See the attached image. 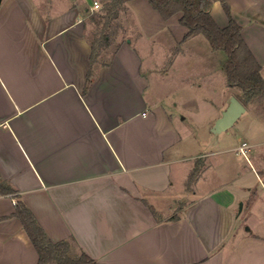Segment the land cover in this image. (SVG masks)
I'll use <instances>...</instances> for the list:
<instances>
[{
  "label": "crops",
  "instance_id": "0c3cea01",
  "mask_svg": "<svg viewBox=\"0 0 264 264\" xmlns=\"http://www.w3.org/2000/svg\"><path fill=\"white\" fill-rule=\"evenodd\" d=\"M95 1L106 0H0V180L14 189L0 191V264L39 260L14 215L17 195L52 241L73 238L100 263L264 264V153L244 140V156V141L226 137L201 150L197 112L213 110L212 132L233 96L212 97L223 59L186 57L200 34L184 39L181 13L165 19L148 0H128L130 35L102 61L89 37ZM224 2L264 77V0H213L220 26ZM170 73L185 101L152 94V77ZM199 157L193 195L166 212L174 169L186 185Z\"/></svg>",
  "mask_w": 264,
  "mask_h": 264
},
{
  "label": "rangeland",
  "instance_id": "374dc122",
  "mask_svg": "<svg viewBox=\"0 0 264 264\" xmlns=\"http://www.w3.org/2000/svg\"><path fill=\"white\" fill-rule=\"evenodd\" d=\"M111 7H112L111 1L106 0L90 17L91 27L89 31V37L93 44L95 56H98L102 61L108 60L112 56L114 51L117 49L119 43L126 40V38L130 35V29H132L131 17L129 15V12L125 10L126 8L125 5L124 8L120 6V10L117 16L114 15V12L112 13L111 11H109ZM117 8L113 7V11L115 10L118 11L119 8L118 9ZM162 36H163L162 39L163 41L161 39H157L155 41L156 42L162 41L169 45L172 41L171 36L169 34H165ZM191 42H192L191 45L189 46L187 45V48L190 47V52L188 53V55H186V57H188L189 55L192 56L193 54L191 53H194L193 56H205L206 57L205 61L207 62L211 61L210 57H214V59L217 61L218 59L216 58H219L220 60L223 59L224 55L222 54V51L213 50L210 42L202 34L197 35L193 39H190L188 43L190 44ZM163 45L161 44V46ZM171 51L172 52L174 51L173 48ZM206 52L208 53V55L206 54ZM145 57L147 56L142 54V58L145 59ZM153 57H155L156 59L160 58L157 55ZM145 67H147L146 64H144V68ZM176 72L180 73L178 69L176 70ZM220 72L221 73L219 75V79L213 82L211 85L213 86L212 91L214 93L212 94V97L214 99V102L217 103V105H220L222 102H224L227 99L230 93H232L233 95L237 96L238 99L248 108V111L242 115V117L239 119L237 124L234 127H232L230 131H223L224 133L222 132L219 133L220 135H218L211 132L207 127V123L209 122L210 117L213 115V110L207 106H205L204 109H201L200 107L199 111L197 112L198 113L197 118L200 127L198 129L199 135L202 138L201 150L212 151L213 149H215L216 146L215 142L217 138L226 137L238 143L244 140L248 142L255 141L258 144L253 151L258 152L260 154L264 153V97H259V96H254L251 98L247 97L246 95H244L241 88H239L238 86H231L227 82L226 73L223 70L222 65ZM183 74L190 78L192 76L188 72L187 73L183 72ZM176 77H177L176 73H170L167 76H163V75L161 76L159 74L154 75L152 79L157 83L156 82L152 83V94L154 90V92L156 93L155 97H158L160 99L166 97L163 100H167L169 99L167 98V94L169 95L171 93L176 92L177 95H176V99L174 100L180 102L185 101L187 98L185 96V92H187L186 91L187 89H182L181 91V88H179L175 83L171 82V79L175 80ZM166 105L169 106V104ZM193 105L195 106L196 104ZM250 110L254 111V113L251 114ZM237 158H239L240 161L244 160L243 155H240V157ZM205 164H206L205 157H199L196 160V164L194 168L199 169L198 175L194 178L191 177L190 181H189V177H190L189 175L186 185H184L183 183L184 180H182L178 176L177 169H174V178H173L174 185L172 186L171 191L167 193L164 197L168 199L180 197V199L174 202H170L167 199L165 205H168L169 202V204L171 205L170 207L171 209H168L167 207L166 212L175 213L178 210L179 206L186 201L185 198L187 196L190 197L193 195V192L190 191L194 188L195 180L200 175L201 171L205 167ZM184 188L186 192L184 191ZM248 224L249 222L246 223L247 226Z\"/></svg>",
  "mask_w": 264,
  "mask_h": 264
},
{
  "label": "trees",
  "instance_id": "16d2710c",
  "mask_svg": "<svg viewBox=\"0 0 264 264\" xmlns=\"http://www.w3.org/2000/svg\"><path fill=\"white\" fill-rule=\"evenodd\" d=\"M109 1L112 5L109 11L114 12V15L117 16L120 6L124 8L128 0ZM148 1L165 19L181 13L180 23L188 28L184 39L202 34L214 50L222 51L224 55L222 65L227 82L231 86H238L244 95L249 98L254 96L264 97V77L261 73V66L245 42L241 25L232 17L227 3L224 2L223 6L229 22L226 26H220L210 11L213 0ZM113 7H118V11H113ZM198 172L199 169L194 168L190 173L189 181L191 177H196ZM0 191L13 193L14 189L0 180ZM16 197L14 215L20 217L38 251V264H106L96 261L85 251L78 249L73 238L52 241L33 211L19 195ZM152 210L157 215L156 210L154 208ZM173 218L175 219L176 215Z\"/></svg>",
  "mask_w": 264,
  "mask_h": 264
},
{
  "label": "water",
  "instance_id": "95a60500",
  "mask_svg": "<svg viewBox=\"0 0 264 264\" xmlns=\"http://www.w3.org/2000/svg\"><path fill=\"white\" fill-rule=\"evenodd\" d=\"M246 106L238 99L237 96L233 95L230 98V102L222 114L217 118L211 128L213 133H220L228 130L234 125L239 117L245 112Z\"/></svg>",
  "mask_w": 264,
  "mask_h": 264
},
{
  "label": "built area",
  "instance_id": "2783aa9c",
  "mask_svg": "<svg viewBox=\"0 0 264 264\" xmlns=\"http://www.w3.org/2000/svg\"><path fill=\"white\" fill-rule=\"evenodd\" d=\"M95 7L98 8L99 7V3L97 1H95L94 3ZM250 145L248 144V142L244 141L241 143V145L238 148V151L243 154L244 156H247V153L249 151Z\"/></svg>",
  "mask_w": 264,
  "mask_h": 264
}]
</instances>
